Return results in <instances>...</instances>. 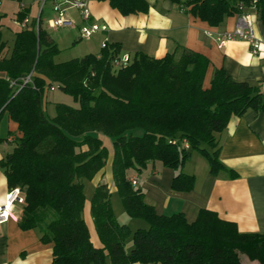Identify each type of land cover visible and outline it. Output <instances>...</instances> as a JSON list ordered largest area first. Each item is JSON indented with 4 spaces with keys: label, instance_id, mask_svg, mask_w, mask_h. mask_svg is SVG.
Listing matches in <instances>:
<instances>
[{
    "label": "trees",
    "instance_id": "16d2710c",
    "mask_svg": "<svg viewBox=\"0 0 264 264\" xmlns=\"http://www.w3.org/2000/svg\"><path fill=\"white\" fill-rule=\"evenodd\" d=\"M106 1L122 15L149 8L146 0ZM182 5L210 26L248 9L264 24V0H185ZM29 13L20 8L15 16ZM4 17L0 13V29ZM5 47L0 30V116L6 113L18 131L0 167L9 187H18L24 198L20 228H37L44 242H52L51 264H107V259L109 264H243L242 255L264 264V233L241 232L207 208L190 222L181 212L159 214L128 176L129 168L141 171L159 161L176 172L172 189L189 191L194 176L183 165L193 149L207 159L211 174L227 170L235 177L218 159V135L231 117L264 112V83L236 81L215 68L205 86L209 59L184 46L160 58L138 52L119 69L111 64L118 47L108 42L99 56L56 62L60 49L42 19L37 31L33 23L17 29L8 53ZM30 71L32 83L17 86ZM55 84L77 106L57 104L49 117L47 93ZM100 135L112 140L113 182L127 214L147 225L131 230L120 223L107 184L99 183L90 198L101 243L95 246L82 216L83 181L106 163L108 149Z\"/></svg>",
    "mask_w": 264,
    "mask_h": 264
},
{
    "label": "crops",
    "instance_id": "0c3cea01",
    "mask_svg": "<svg viewBox=\"0 0 264 264\" xmlns=\"http://www.w3.org/2000/svg\"><path fill=\"white\" fill-rule=\"evenodd\" d=\"M146 1L149 4L147 12L122 15L106 0H89L91 19L105 24L107 31L98 32L100 38L97 45L85 49L84 55L99 56L104 41L115 44L118 47V55L127 54L131 58L138 52L160 58L175 51L177 47L184 46L209 59L205 86L209 85L215 68H223L226 74L236 81L264 83V24L258 20L253 10L248 9L244 13L254 20L256 33L262 40L257 54L251 52L246 41L231 40L220 45L214 39V34L234 29L237 14L225 17L218 26H210L187 11L182 5L185 0H180L179 4L170 0ZM37 2L39 4L40 0ZM20 8H28L31 19L37 16L31 13L30 4L21 3L17 10ZM80 25L75 24L72 28L78 31ZM49 29L47 28L52 37ZM77 39L78 32L75 33V40ZM3 40L6 42L8 53L13 43L9 45L7 40ZM58 55L55 56L56 62L66 61L58 60ZM17 133V123L5 115V121L0 123V159L12 149ZM218 138V159L226 169L236 173L235 177H231L227 170L219 171L217 175L211 174L207 159L200 153L192 154L194 156L186 162L188 166L183 165V171L194 176L193 188L189 191H176L171 187L175 170L153 163L151 172L146 176V182H143V186L149 188V191H144L145 200L152 204L159 214L181 212L190 222L195 220L200 209L207 208L217 212L221 218L235 222L241 232L264 233V112L248 111L240 117H231ZM110 141L112 144L111 139ZM111 147L107 148L108 156L104 167L93 178L83 181V211H86L88 203L91 215L87 217L88 221L84 220L95 246H100L101 243L94 227L90 198L99 183H106L110 193L117 192L113 182V146ZM128 176L129 179H136L135 186L139 185L140 177L137 174L128 173ZM9 188L4 171L0 167V205L4 203ZM20 211L21 209L14 210L10 218L0 224V264H51L52 242H44L37 228H20ZM241 260L243 264H259L243 255Z\"/></svg>",
    "mask_w": 264,
    "mask_h": 264
},
{
    "label": "rangeland",
    "instance_id": "374dc122",
    "mask_svg": "<svg viewBox=\"0 0 264 264\" xmlns=\"http://www.w3.org/2000/svg\"><path fill=\"white\" fill-rule=\"evenodd\" d=\"M89 2V1H88ZM24 4H30L31 6V13L33 15H37L39 12V8L41 5V0L40 3L38 4L37 0H4L2 5L0 6V13H5L4 17V25L1 27V32H2V37L3 39L7 40L9 45H12L13 43V38H14V32L16 30V26L13 25L12 23V18L14 15L17 13V9L20 7V5ZM67 14L70 17H73L75 24L79 25L81 24V20L76 17L77 12L74 9H69L67 10ZM54 16L53 11H52V0H47L46 3L43 6V12L41 14V19L44 25L47 26V28H50L49 31L54 38V40L57 42L59 48H60V55H58L57 59L58 60H68L73 57H81L84 55L85 49H90L92 47H95L97 45V42L100 38L98 35L99 33L94 34L89 40H84V39H77L75 40V33H77L76 28H70V27H56V28H51L48 26V19L52 18ZM115 69V68H113ZM55 89L48 91L47 94V103H46V108L45 111L49 117H53L55 115V106L57 104H67L71 106H77V103L73 100L72 96L64 93L58 85H54ZM5 115L6 113H3L0 116V123L5 121ZM7 116V115H6ZM6 134V133H5ZM4 134V135H5ZM4 135L2 137H4ZM103 139L104 145L111 149V141L110 138L107 137L106 135H100ZM188 150V149H187ZM190 155L186 159L184 165L187 167L188 166V160L191 159V156H194L192 154H197L200 153L197 150L189 149ZM201 154V153H200ZM202 155V154H201ZM156 166H160L161 163L159 161L154 162ZM152 163H148L146 167L142 168L141 171H137L135 168H129L128 173H135L137 176L140 177L139 180V185L136 187L141 188V190L144 192L149 191L148 186H143V182H146V176L148 173L151 172L152 170ZM145 187V188H144ZM110 201H111V206L114 212V215L116 219L120 223H126L131 227V230L136 229L137 227L141 226H146L147 224L139 219H133L131 217H128V214L124 208V205L121 201V198L118 195V192L114 191L111 193L110 196ZM86 211H82V216L84 219L87 220V217H91L90 211H89V204L87 203L86 205ZM131 245V239L127 241V249ZM107 264H109V260L107 259Z\"/></svg>",
    "mask_w": 264,
    "mask_h": 264
},
{
    "label": "built area",
    "instance_id": "2783aa9c",
    "mask_svg": "<svg viewBox=\"0 0 264 264\" xmlns=\"http://www.w3.org/2000/svg\"><path fill=\"white\" fill-rule=\"evenodd\" d=\"M47 0H41V5L39 12L35 18H30L26 15L24 18L19 19L16 16L12 18V23L19 28H27L33 23L35 31L39 29L41 14L43 12V6ZM89 0H53L52 11L54 16L48 19V26L51 28L55 27H75V22L72 17L67 14V10L74 9L78 17L81 20V25L78 27V37L80 39L89 40L94 34L98 32L107 31V26L105 24H100L91 19V13L88 7ZM3 0H0V6ZM214 39L220 44H225L231 40H243L246 41L250 50L253 54H257L261 48L262 40L256 33L254 27V20L250 18L249 15L242 13L237 17V22L232 31H225L214 34ZM107 42L104 41L101 44L102 48L106 47ZM131 57L127 54L118 55L112 58L111 64L115 69L125 67L131 62ZM33 71H30L23 78H21V83L17 86H22L23 84L32 83ZM16 85V84H15ZM54 87L51 86L50 90ZM131 183L136 184V179L131 178ZM24 203L23 195L18 187H10L5 195V201L0 205V224L6 222L11 213L14 210L21 209Z\"/></svg>",
    "mask_w": 264,
    "mask_h": 264
}]
</instances>
